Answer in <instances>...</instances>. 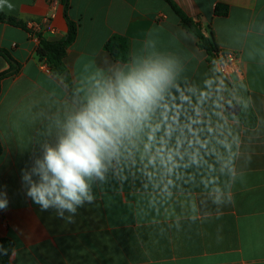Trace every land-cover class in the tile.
Returning a JSON list of instances; mask_svg holds the SVG:
<instances>
[{
	"label": "crops",
	"instance_id": "crops-1",
	"mask_svg": "<svg viewBox=\"0 0 264 264\" xmlns=\"http://www.w3.org/2000/svg\"><path fill=\"white\" fill-rule=\"evenodd\" d=\"M68 2L78 35L60 77L37 49L40 36L66 37L64 0H0V15L33 31L0 22V49L15 64L0 91L6 264H264V0H171L220 50L239 54L242 80L213 70L166 0ZM115 36L129 44L127 63L105 48ZM154 56L174 58L177 75L120 137L104 178L91 182L92 202L71 220L41 211L25 196L20 170L83 107L72 89L87 103L98 84ZM10 70L0 53V74Z\"/></svg>",
	"mask_w": 264,
	"mask_h": 264
},
{
	"label": "clouds",
	"instance_id": "clouds-1",
	"mask_svg": "<svg viewBox=\"0 0 264 264\" xmlns=\"http://www.w3.org/2000/svg\"><path fill=\"white\" fill-rule=\"evenodd\" d=\"M178 69L170 56L148 57L98 84L87 103L60 125L56 142L41 145V154L20 170L25 196L41 211L55 210L61 218L68 213L71 220L78 208L92 202L91 182L104 178L120 137L160 99ZM9 203L0 185V211Z\"/></svg>",
	"mask_w": 264,
	"mask_h": 264
},
{
	"label": "trees",
	"instance_id": "trees-1",
	"mask_svg": "<svg viewBox=\"0 0 264 264\" xmlns=\"http://www.w3.org/2000/svg\"><path fill=\"white\" fill-rule=\"evenodd\" d=\"M166 1H168L172 5L174 11L180 17L182 25L187 30L195 34V36L198 38V46L206 51L210 66L213 68L214 59L218 54V52L220 51L214 36L212 35L210 37H207L204 34H202L200 26L197 23H195L192 19L186 16L175 4L171 2V0H166ZM64 3H65V16L68 21V28H69L66 37L58 41H48L47 39L40 36L39 37L40 43L37 49V53L40 59L45 60V62L50 67L52 73L60 77L63 76L66 72L64 66V58L67 54V50L75 42L78 35V25L72 22L71 20H69L67 16V10L69 8L68 0H64ZM217 9H218L217 13L223 16H226L229 12V8L227 6L220 5L218 6ZM6 19L7 18H5L4 15H0V22ZM7 21L14 26L21 27L30 31V33L33 32L27 26H24L23 24L15 21L12 18L7 19ZM105 48L118 61L127 63L130 59L129 44L127 40L124 38L118 36L113 37L111 40L107 42ZM0 53L3 54L10 61L11 69H12L10 70V72L0 74V91H1V80L12 73H15V64L12 62L10 55L5 50L0 49ZM72 95L78 98V100L82 103L83 106L86 104V102L75 91V89H72ZM255 123L256 121H254L252 125H254ZM2 152H3V146L0 141V154ZM0 243L6 244V240H0ZM9 251L6 253H2L0 255V264H6Z\"/></svg>",
	"mask_w": 264,
	"mask_h": 264
},
{
	"label": "built area",
	"instance_id": "built-area-1",
	"mask_svg": "<svg viewBox=\"0 0 264 264\" xmlns=\"http://www.w3.org/2000/svg\"><path fill=\"white\" fill-rule=\"evenodd\" d=\"M52 5H56L59 0H45ZM45 67L50 70V67L44 62ZM213 70L223 76H236L239 80L243 79V73L239 68V54L233 51L220 50L213 62Z\"/></svg>",
	"mask_w": 264,
	"mask_h": 264
},
{
	"label": "water",
	"instance_id": "water-1",
	"mask_svg": "<svg viewBox=\"0 0 264 264\" xmlns=\"http://www.w3.org/2000/svg\"><path fill=\"white\" fill-rule=\"evenodd\" d=\"M65 75H67V73H65ZM241 112V108L240 105L236 104V105H232L228 108V113L233 116L236 117L240 114Z\"/></svg>",
	"mask_w": 264,
	"mask_h": 264
}]
</instances>
